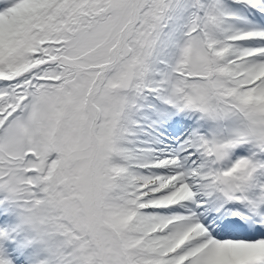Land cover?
<instances>
[{
	"label": "snow or ice",
	"instance_id": "6c2138e0",
	"mask_svg": "<svg viewBox=\"0 0 264 264\" xmlns=\"http://www.w3.org/2000/svg\"><path fill=\"white\" fill-rule=\"evenodd\" d=\"M0 264H264V0H0Z\"/></svg>",
	"mask_w": 264,
	"mask_h": 264
}]
</instances>
